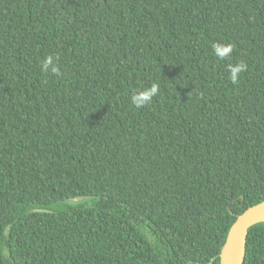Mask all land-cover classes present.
<instances>
[{
	"label": "trees",
	"instance_id": "obj_1",
	"mask_svg": "<svg viewBox=\"0 0 264 264\" xmlns=\"http://www.w3.org/2000/svg\"><path fill=\"white\" fill-rule=\"evenodd\" d=\"M262 201L264 0H0V264H220Z\"/></svg>",
	"mask_w": 264,
	"mask_h": 264
},
{
	"label": "water",
	"instance_id": "obj_2",
	"mask_svg": "<svg viewBox=\"0 0 264 264\" xmlns=\"http://www.w3.org/2000/svg\"><path fill=\"white\" fill-rule=\"evenodd\" d=\"M88 196L72 197L70 200L80 202ZM35 211L47 212V209H35ZM264 222V201L248 208L244 213L238 216L237 220L231 226L226 242L220 254V264H245L247 240L250 229ZM214 259L208 264H213Z\"/></svg>",
	"mask_w": 264,
	"mask_h": 264
},
{
	"label": "clouds",
	"instance_id": "obj_3",
	"mask_svg": "<svg viewBox=\"0 0 264 264\" xmlns=\"http://www.w3.org/2000/svg\"><path fill=\"white\" fill-rule=\"evenodd\" d=\"M213 54L219 60H224L232 55L234 45L232 43H214L211 45ZM247 64L243 61H237L229 64L227 71L233 84L238 83V79L242 72L247 70ZM42 70L48 72L49 70L54 74H59V68L54 64L53 57L47 56L42 62ZM159 93V85L153 83L151 87L143 88L138 90L134 95L131 96V102L137 108H142L152 102L153 98Z\"/></svg>",
	"mask_w": 264,
	"mask_h": 264
}]
</instances>
